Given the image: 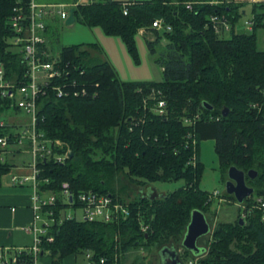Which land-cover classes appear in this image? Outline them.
I'll list each match as a JSON object with an SVG mask.
<instances>
[{
    "label": "trees",
    "instance_id": "1",
    "mask_svg": "<svg viewBox=\"0 0 264 264\" xmlns=\"http://www.w3.org/2000/svg\"><path fill=\"white\" fill-rule=\"evenodd\" d=\"M28 1L0 0V62L3 77L16 84L21 81L22 63L19 51L7 40L11 34L8 18ZM187 1H194L191 8L185 6ZM244 4L235 0H88L74 5L75 20L118 35L134 56V35L140 27L156 35L145 37L150 53H155L154 45L164 36L166 42L153 58L161 66L162 79L121 80L110 62L98 55L96 43L61 45L59 57L71 73L66 93L57 97L46 89L37 97L35 125L43 137L57 141L54 152L66 155L62 160L36 161L39 187L57 191L66 180L73 191L91 188L114 194L110 183L116 170L140 185L180 178L184 184L154 200L139 194L129 198V214L118 223L75 217L55 223L50 230L52 241L42 242L51 264H61L69 253L84 255L86 251L93 264H99L101 256L113 264V258L117 262L118 253L136 243L135 239L159 240L160 245L179 240L190 209L205 212L210 204L209 191L200 188L197 179L202 139L214 140L217 160L225 171L230 164L256 169V176L246 181L254 187L252 195L264 198V48L257 45L255 33L264 28V0L249 3L250 27L237 32L234 26ZM212 13L225 16L227 31H214L208 22ZM154 18H162L170 28L151 27ZM158 97L165 100L163 116L151 109ZM202 100L211 109L200 106ZM224 106L227 112L222 115ZM7 110L16 112L17 107L12 99L0 98V112ZM194 113L198 117L193 124L183 123L182 117ZM15 126L0 125V135L6 134L7 141L13 142ZM191 136L194 164L189 161ZM11 166L7 159H0V178ZM251 198L241 204L249 206ZM60 206L57 199L52 207L57 212ZM239 210L235 220L213 228L199 264H264V210L247 208L242 223ZM139 212L148 224L144 231L139 230Z\"/></svg>",
    "mask_w": 264,
    "mask_h": 264
},
{
    "label": "built area",
    "instance_id": "2",
    "mask_svg": "<svg viewBox=\"0 0 264 264\" xmlns=\"http://www.w3.org/2000/svg\"><path fill=\"white\" fill-rule=\"evenodd\" d=\"M88 0H70L68 3H38L34 0H29L23 7L18 6L9 16V26L11 34L8 36L10 46L16 48L21 55L22 73L18 84L3 77V66L0 62V98L6 97L12 99V103L17 107V110H24L30 113V118L25 122L9 123L5 122L1 115L6 111L0 112V125H16L14 130L13 142H8L6 134L0 135V159L3 160L2 152L5 148L12 144H21L28 146L30 159L25 166H28L29 173L27 174H12L11 182L18 184L28 183L32 189L31 192V208L32 221L28 224L27 229L32 235V242L28 246L18 247L13 250H8L6 247L0 246V264H22L24 260L31 259L30 264H43L40 257L47 253L46 249H42V242H50L53 235L50 232L55 223H59L64 218L75 217L81 220H91L103 223H118L129 214L128 200L120 199L117 194L110 192H100L91 188H82L72 190L68 181L63 180L60 183L59 189L53 191L39 187V179L37 174L39 168L36 166L38 159L54 158L62 160L66 153H57L52 150L56 141H52L42 136V132L37 130V97L44 94L46 89H51L55 95L62 96L66 93L64 86L66 80L71 75L66 64L61 62L59 54L52 56L49 53L46 42L45 30L48 19L59 15L65 18L68 13V7L74 6L77 3L87 2ZM215 1V0H214ZM194 1L185 2L187 8H191ZM63 5H67L65 8ZM122 12L126 13V7L123 5ZM208 22L215 32H223L229 29V23L224 15L212 13L208 16ZM151 27L155 29H169L170 25L165 23L162 18H154ZM247 27L250 23L247 22ZM143 32L144 27L138 29ZM53 79H59L53 82ZM74 82V79H71ZM152 94L149 93L150 97ZM146 103V100H143ZM143 103V104H144ZM151 109L154 113L163 116L165 110V100L158 97L151 104ZM198 113H194L191 117H182L185 124H193ZM41 118V117H40ZM189 143L193 148L189 161L194 164V139L191 136ZM42 180L46 181V178ZM221 194L217 190L209 191L207 199L217 197L221 200ZM252 196L253 203L249 206L240 204V217L244 218L247 214V208L261 207L264 210V198L261 195ZM59 200L61 206L54 211L53 204ZM67 207H79L81 213L76 216L75 209L72 212L66 211ZM246 208V209H245ZM139 230L147 229L148 224L145 223L142 213L137 215ZM182 250H180L181 252ZM182 254V253H181ZM87 264H93L88 259L89 251L84 253ZM200 256L186 254L183 258L184 264H199ZM99 264L105 263L103 256L99 257ZM113 264H116V256L113 258Z\"/></svg>",
    "mask_w": 264,
    "mask_h": 264
},
{
    "label": "rangeland",
    "instance_id": "3",
    "mask_svg": "<svg viewBox=\"0 0 264 264\" xmlns=\"http://www.w3.org/2000/svg\"><path fill=\"white\" fill-rule=\"evenodd\" d=\"M244 12L239 15L235 22V31H248L247 19L250 17L249 3H245L242 9ZM256 38L258 46L264 48V28L256 30ZM145 34V35H143ZM224 35H228L227 32ZM155 34L148 30H139L134 35V44L136 56L132 55L126 48L122 39L115 34H106L98 25H87L78 20H74L70 24L64 23V18L59 15L54 16L48 22V34L46 35V46L52 56H56L61 45L80 44L94 42L99 47V52L103 53L111 65L113 66L117 76L122 80H159L162 79L161 67L153 58L158 50L162 49L166 42L164 36H159V41L154 45L155 53H150L145 37L154 39ZM12 49H16L13 46ZM91 50V49H89ZM91 54L97 55L95 50H91ZM5 122L16 123L27 121L30 113L20 109L16 112L7 110L1 115ZM18 124V123H16ZM57 143V141H56ZM214 140L212 138L202 139L198 146V155L201 162V169L198 176V185L202 189L208 191L217 190L221 195V200L217 197L212 198L210 204L205 210L206 216L210 221V231L199 240V244H208L211 231L221 222H232L237 218L240 205L224 195V179L226 171L223 169L213 148ZM3 158L16 166L27 164L30 159L28 146L12 143L2 152ZM26 173V172H24ZM113 191L119 195L122 200L133 198L137 193L139 183L132 182L122 172L116 170L113 173L111 181ZM152 184L159 192L165 193L184 184L183 179L155 181ZM74 208V207H73ZM72 207H67L66 211L72 212ZM76 216L79 217L81 210L79 207L74 208ZM118 234H116V238ZM136 243L129 244L125 251L118 253L117 264H158L157 249L160 241L152 242L150 239L142 241L135 239ZM178 243V240L174 242ZM180 249V248H179ZM180 252V250H179ZM69 263L86 264V258L83 254L70 256L66 260Z\"/></svg>",
    "mask_w": 264,
    "mask_h": 264
},
{
    "label": "water",
    "instance_id": "4",
    "mask_svg": "<svg viewBox=\"0 0 264 264\" xmlns=\"http://www.w3.org/2000/svg\"><path fill=\"white\" fill-rule=\"evenodd\" d=\"M74 21V6L68 7V13L64 18V23L70 24ZM200 106L207 109H211V104L206 100H202L199 103ZM227 107L221 108V114L225 115ZM70 154V152L68 153ZM257 174L256 169L248 168L246 170L237 167L234 164L228 165L226 168V177L224 179V192L231 195L239 205L242 201L253 194L254 187L247 183L246 177L254 178ZM141 197H145L149 200L163 195L156 187L151 183H144L139 185L137 189ZM239 223H242V218L238 217ZM210 231V221L205 212L200 208H192L189 212L188 220L184 226V230L181 234L178 243L162 244L157 249L158 264H184L179 255V248L188 251L193 256H201L205 253L206 247L203 244H199L198 240L208 234Z\"/></svg>",
    "mask_w": 264,
    "mask_h": 264
},
{
    "label": "crops",
    "instance_id": "5",
    "mask_svg": "<svg viewBox=\"0 0 264 264\" xmlns=\"http://www.w3.org/2000/svg\"><path fill=\"white\" fill-rule=\"evenodd\" d=\"M34 1L38 3L66 4L70 0H34ZM235 1L250 3L252 1H257V0H235ZM66 6L67 5H63L62 7L65 8ZM49 21L50 18L47 21V28L45 30L46 31L45 35L48 34ZM257 45H258V41H257ZM98 55L101 56L102 58L107 59V57L101 52H99ZM25 165L16 166L13 164V166H11L7 172L2 174L0 178V246L6 247L8 250H13L18 247L28 246L32 242V235L30 231L27 229V226L32 221V217H33L32 208H31L32 189L28 183L18 184L11 182L10 180L11 178L10 176L13 173L14 174L29 173V168L28 166ZM70 256H74V254L69 253L63 256L61 264H75V263L66 262L67 259L68 260L70 259ZM40 259L43 264H51L49 255L43 254L41 255Z\"/></svg>",
    "mask_w": 264,
    "mask_h": 264
},
{
    "label": "flooded vegetation",
    "instance_id": "6",
    "mask_svg": "<svg viewBox=\"0 0 264 264\" xmlns=\"http://www.w3.org/2000/svg\"><path fill=\"white\" fill-rule=\"evenodd\" d=\"M139 194V193H138ZM179 250H182L181 252H179V255H180V258L182 259V261H183V258H185V255L187 254V253H185L184 252V249H182V248H180ZM182 253V254H181Z\"/></svg>",
    "mask_w": 264,
    "mask_h": 264
}]
</instances>
